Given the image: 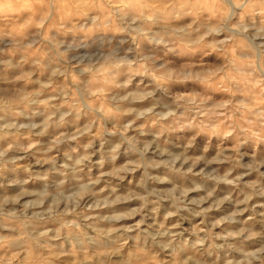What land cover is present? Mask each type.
<instances>
[{"label": "clouds", "instance_id": "clouds-1", "mask_svg": "<svg viewBox=\"0 0 264 264\" xmlns=\"http://www.w3.org/2000/svg\"><path fill=\"white\" fill-rule=\"evenodd\" d=\"M0 264H264V0H0Z\"/></svg>", "mask_w": 264, "mask_h": 264}, {"label": "rangeland", "instance_id": "rangeland-1", "mask_svg": "<svg viewBox=\"0 0 264 264\" xmlns=\"http://www.w3.org/2000/svg\"><path fill=\"white\" fill-rule=\"evenodd\" d=\"M129 179H132V178L130 177ZM258 211H261V209H258ZM210 215L215 216V215H218V214H217V213H212V214H210ZM247 215H250V213H246V214H245V216H247ZM160 219H162V217H160ZM199 219H200V218H193L191 222H196V223H198V222H199ZM188 223H189V222H186V223H185V227L188 226Z\"/></svg>", "mask_w": 264, "mask_h": 264}]
</instances>
